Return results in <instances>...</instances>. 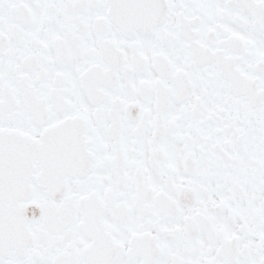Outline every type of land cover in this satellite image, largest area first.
I'll use <instances>...</instances> for the list:
<instances>
[{
    "label": "snow or ice",
    "instance_id": "snow-or-ice-1",
    "mask_svg": "<svg viewBox=\"0 0 264 264\" xmlns=\"http://www.w3.org/2000/svg\"><path fill=\"white\" fill-rule=\"evenodd\" d=\"M0 264H264V0H0Z\"/></svg>",
    "mask_w": 264,
    "mask_h": 264
}]
</instances>
